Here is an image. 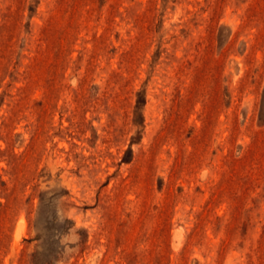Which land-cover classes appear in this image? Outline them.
<instances>
[{"label":"rangeland","instance_id":"rangeland-1","mask_svg":"<svg viewBox=\"0 0 264 264\" xmlns=\"http://www.w3.org/2000/svg\"><path fill=\"white\" fill-rule=\"evenodd\" d=\"M0 264H264V0H0Z\"/></svg>","mask_w":264,"mask_h":264}]
</instances>
